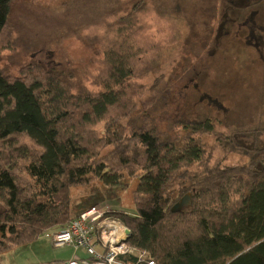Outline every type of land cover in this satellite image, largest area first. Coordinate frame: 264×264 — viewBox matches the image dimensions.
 Instances as JSON below:
<instances>
[{"label": "trees", "instance_id": "1", "mask_svg": "<svg viewBox=\"0 0 264 264\" xmlns=\"http://www.w3.org/2000/svg\"><path fill=\"white\" fill-rule=\"evenodd\" d=\"M11 1L0 0V50L15 44ZM145 6L117 19L91 79L96 91H75L71 74L33 62L17 77L0 71V255L64 229L70 189L129 178L133 213L105 218L145 258L120 263L264 264V128L218 136L225 154L213 159L201 139L214 132L209 119L183 123L176 141L136 115L139 81L159 60L157 45L136 35ZM234 153L245 162L225 164Z\"/></svg>", "mask_w": 264, "mask_h": 264}, {"label": "rangeland", "instance_id": "2", "mask_svg": "<svg viewBox=\"0 0 264 264\" xmlns=\"http://www.w3.org/2000/svg\"><path fill=\"white\" fill-rule=\"evenodd\" d=\"M139 1L146 6L138 15L136 35L157 45L159 60L139 81L136 115L143 119L146 114L148 124L176 141L185 134L183 123L209 119L214 132L201 139L213 159L225 154L218 136L264 128L261 62L251 63L253 55L245 47L228 51L210 41L219 20L209 8H217L218 0H12L8 20L15 44L0 50L1 73L17 77L33 62L71 74L75 91H96L91 79L101 67L103 47L115 37L117 19ZM174 31L180 40L170 45ZM209 34L210 42L204 44ZM263 142L264 135L259 144ZM244 162L234 153L225 164ZM136 183L125 178L115 187L93 182L70 189L71 220L92 204L103 219L112 210L132 213Z\"/></svg>", "mask_w": 264, "mask_h": 264}, {"label": "built area", "instance_id": "3", "mask_svg": "<svg viewBox=\"0 0 264 264\" xmlns=\"http://www.w3.org/2000/svg\"><path fill=\"white\" fill-rule=\"evenodd\" d=\"M103 215L97 207L89 208L70 220L64 229L45 233L44 237L53 248L70 247L82 250L89 257L88 261L73 260L66 264H119L120 256L137 252L126 242L127 229L113 219H103ZM138 258L141 261L145 255L138 253Z\"/></svg>", "mask_w": 264, "mask_h": 264}, {"label": "flooded vegetation", "instance_id": "4", "mask_svg": "<svg viewBox=\"0 0 264 264\" xmlns=\"http://www.w3.org/2000/svg\"><path fill=\"white\" fill-rule=\"evenodd\" d=\"M218 1L217 8H209L211 15L219 20L215 36L210 40L213 46H226V50L238 52L245 47L253 55L250 62L259 60L264 72V0ZM210 38V34L203 38L204 44Z\"/></svg>", "mask_w": 264, "mask_h": 264}, {"label": "crops", "instance_id": "5", "mask_svg": "<svg viewBox=\"0 0 264 264\" xmlns=\"http://www.w3.org/2000/svg\"><path fill=\"white\" fill-rule=\"evenodd\" d=\"M92 205H88L74 215L86 211ZM53 231L55 230L50 232ZM73 260L88 261L89 257L82 250H74L70 247L53 248L44 235L28 245L16 247L0 255V264H66Z\"/></svg>", "mask_w": 264, "mask_h": 264}, {"label": "water", "instance_id": "6", "mask_svg": "<svg viewBox=\"0 0 264 264\" xmlns=\"http://www.w3.org/2000/svg\"><path fill=\"white\" fill-rule=\"evenodd\" d=\"M185 202V201H184ZM188 203L186 202L185 204L183 203V204H177V205H175L174 206V211H177L178 209H180L181 207H183L184 205L186 206ZM126 234L127 235H129V231L128 230H126Z\"/></svg>", "mask_w": 264, "mask_h": 264}, {"label": "bare ground", "instance_id": "7", "mask_svg": "<svg viewBox=\"0 0 264 264\" xmlns=\"http://www.w3.org/2000/svg\"><path fill=\"white\" fill-rule=\"evenodd\" d=\"M40 236H41V235H40ZM40 236H39V237H40ZM22 247H23V246H22Z\"/></svg>", "mask_w": 264, "mask_h": 264}]
</instances>
